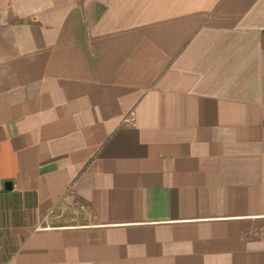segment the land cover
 Returning <instances> with one entry per match:
<instances>
[{"label": "crops", "instance_id": "0c3cea01", "mask_svg": "<svg viewBox=\"0 0 264 264\" xmlns=\"http://www.w3.org/2000/svg\"><path fill=\"white\" fill-rule=\"evenodd\" d=\"M0 264H264V0H0Z\"/></svg>", "mask_w": 264, "mask_h": 264}, {"label": "water", "instance_id": "95a60500", "mask_svg": "<svg viewBox=\"0 0 264 264\" xmlns=\"http://www.w3.org/2000/svg\"><path fill=\"white\" fill-rule=\"evenodd\" d=\"M4 188H5L6 190L12 188V184H11V181H10V180L5 181V183H4Z\"/></svg>", "mask_w": 264, "mask_h": 264}, {"label": "built area", "instance_id": "2783aa9c", "mask_svg": "<svg viewBox=\"0 0 264 264\" xmlns=\"http://www.w3.org/2000/svg\"><path fill=\"white\" fill-rule=\"evenodd\" d=\"M131 120H132V117L129 118V121H131Z\"/></svg>", "mask_w": 264, "mask_h": 264}]
</instances>
